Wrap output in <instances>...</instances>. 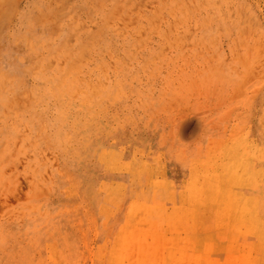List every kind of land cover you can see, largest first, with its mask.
Here are the masks:
<instances>
[{
    "label": "rangeland",
    "instance_id": "1",
    "mask_svg": "<svg viewBox=\"0 0 264 264\" xmlns=\"http://www.w3.org/2000/svg\"><path fill=\"white\" fill-rule=\"evenodd\" d=\"M0 264H264V0L1 5Z\"/></svg>",
    "mask_w": 264,
    "mask_h": 264
},
{
    "label": "bare ground",
    "instance_id": "2",
    "mask_svg": "<svg viewBox=\"0 0 264 264\" xmlns=\"http://www.w3.org/2000/svg\"><path fill=\"white\" fill-rule=\"evenodd\" d=\"M8 0H0V6L1 5H7ZM155 194V193H154ZM153 194V195H154Z\"/></svg>",
    "mask_w": 264,
    "mask_h": 264
}]
</instances>
